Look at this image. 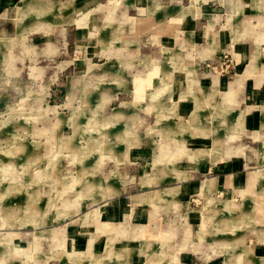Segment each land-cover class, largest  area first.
Instances as JSON below:
<instances>
[{
    "label": "crops",
    "instance_id": "0c3cea01",
    "mask_svg": "<svg viewBox=\"0 0 264 264\" xmlns=\"http://www.w3.org/2000/svg\"><path fill=\"white\" fill-rule=\"evenodd\" d=\"M47 2L51 9V18L39 21L41 24L34 23L32 27L47 33H56L46 37L49 41L46 43V50L42 52L46 55H58L54 70L56 78L63 83L62 96L80 94L81 103L90 102L92 89L85 88V93H79L76 87L82 80V71L85 70L84 75H89L90 79H100L110 84L115 81L122 85L131 80L134 83L132 91L135 92L136 103L143 101L145 94L151 97L142 116L132 115L126 107L113 106L110 103L114 94L129 95L131 92L128 88L119 87L113 90L108 86H97L95 90H99V98L96 103L105 116H89L85 119L90 125L89 134H86L88 144L95 147L100 156L105 154L106 157V154L114 152L117 157L109 159L117 160V165H121L120 169L123 171L128 172L129 166L136 169L131 164L146 165L148 162L143 164L142 160L149 158H152V167L157 166V170L150 176L142 169L139 190L128 195L123 193L122 187L113 186L111 183L102 186L100 179V182H96L98 189L94 190V194L84 195L86 199L82 203H62V210L52 219L59 216L65 218L67 215L71 219L49 231L51 252L54 249L55 255L65 253L69 258L67 264L71 257L75 261L77 254H87L88 259L94 255H105L101 264H124L132 261L138 264H176L180 260L178 253L187 244L184 242L176 247L175 234L172 233L178 227L168 223L167 227L161 228V215L163 211L170 212L176 206L191 207L196 199L202 202L201 207L204 208L212 203L210 230L216 231L217 235L223 231L220 226L227 223L222 220L225 219L223 216L227 215L234 222H244V216L254 208L252 202L255 194L258 195V219L264 222V0ZM18 15L17 10L10 5V0H0V47L3 43L5 49L7 48L0 60L6 62L9 72H14L16 60L21 59V56L13 52L16 37L12 33H17L24 25ZM170 27H174L179 35L162 38V43L168 42L167 45L164 44L168 51L162 50L163 44H159L162 50L160 56L147 57L151 66L149 70H142L136 65L141 58L136 54L144 44L141 36L145 31L157 36ZM171 43L172 48L169 46ZM224 47L230 52L232 63L222 61V56L218 55ZM164 50L167 53H163ZM210 60L216 71L206 74V68L201 65ZM230 70L233 72L228 73ZM124 72L129 76H125ZM159 72L162 74L158 78V81L161 80L160 88L154 86L155 89H152L149 85ZM46 94H53L52 87ZM163 94H166V99L160 97ZM122 102L129 103L128 100ZM78 109L86 110L82 105L76 110ZM150 115L151 123L148 121ZM129 117L133 123L127 119ZM133 118L143 120L142 131V127L138 128L139 132L138 129L136 131V121ZM123 121L128 124L124 129L121 128ZM80 122L79 124H83L84 121ZM108 123L110 126L114 125V132L113 129L110 132L106 130L107 134L120 137H107L105 134L106 138L101 139L103 127L108 126ZM209 123L210 129L205 134L201 129ZM72 124L76 128L78 123L73 121ZM153 135L159 138H154ZM198 136L210 139L211 144L207 148L214 147V138L217 137V150L223 153V158L212 161V155L197 156L196 151L199 149L190 148L192 151L187 152L188 149H185V154L187 160L197 161L194 169L175 166L180 159L176 146H185L193 141L201 142L192 139ZM162 137L163 140L165 137L168 139L159 142L156 148L158 139ZM107 138L109 142L105 141ZM111 142L116 143L115 151L108 149ZM231 142L234 145H226ZM66 145L64 142V146ZM82 149L84 148L80 152H84ZM101 158L102 156L99 159ZM98 162L100 160L94 163L95 166ZM83 169H86L85 164L81 167ZM106 169L105 176L117 171L114 166ZM196 172H203V177L194 181L198 175ZM162 178L168 182L171 179L173 181L161 188L159 185ZM146 180L149 181L147 184ZM92 185L91 179L84 181L79 191H93ZM194 194L198 197H192ZM161 202H165L166 206ZM74 204L77 205L73 206ZM79 208L85 211L77 216L75 211ZM228 210H234L233 214ZM215 214L223 218L214 219ZM131 220L136 223L130 222ZM240 223L239 228L242 227ZM203 225L204 222L199 228L205 232ZM189 230L187 226L184 233L187 234ZM258 232L259 237L264 238V226ZM45 233L47 232L43 230L40 234H34V237H46ZM77 235L85 236L79 239ZM18 236L19 231L16 230L6 232L5 239L0 234V244H4L8 259L13 254L18 256L23 250L15 247ZM67 238L69 242L66 248ZM138 238L140 241L136 249L146 251L144 258L130 254L133 252L130 245ZM158 240L160 245L156 247ZM245 240L249 243L241 254L242 258L247 259L246 264H257L258 260L264 264V256L256 255L252 249H264L263 246H257L260 244L257 235L252 239L251 234ZM252 240H256L253 247ZM101 241L105 242L103 252H93ZM148 242L152 246L149 249L145 248ZM116 243L120 247L118 254H115ZM34 244L33 242L35 249H38V244ZM125 244L129 254L123 251ZM59 245L65 249L59 250ZM40 255L41 258L30 264L49 263L47 254ZM6 257L3 260L0 258V264ZM9 264H16V261L13 260L12 263L9 259ZM230 264L236 263L230 261Z\"/></svg>",
    "mask_w": 264,
    "mask_h": 264
},
{
    "label": "rangeland",
    "instance_id": "374dc122",
    "mask_svg": "<svg viewBox=\"0 0 264 264\" xmlns=\"http://www.w3.org/2000/svg\"><path fill=\"white\" fill-rule=\"evenodd\" d=\"M188 1L193 2L194 0ZM184 2H187V0H184ZM47 3V0H10V5L17 10L20 21L24 24L17 33H12V36L14 35L16 37L13 52L23 59L16 60V69L14 68V72L7 71L6 62L0 60V234L2 239H5L4 235L6 232L10 230L19 231L15 247L23 250L19 253L20 257L19 255L13 254L11 255L12 258H9L12 263L13 260L14 262L16 261V264H30L41 258L40 254H47L46 256H48L50 260L48 264H67L69 258L65 253L55 255L53 254L54 249L51 252L52 244H50L51 239L49 236V231H51V229L63 225L66 221L71 219L69 215L65 218L64 216H59L52 219L58 211L62 210V203H82V201L86 199L84 195L87 193H95L94 190L98 189L96 182H98V180L100 182V179L102 186L105 183H111L113 186L122 187L124 190L123 193L128 195L139 190L140 171L142 169L145 170L147 176L152 175L154 171L157 170L156 165L152 167V158H149L142 160L143 164H146V161L148 164L143 166L131 164L134 165L136 169L129 166L130 169L128 172L123 171L122 168L120 169L121 165H117V160H111L117 157L114 152L113 154L111 152L110 154H106V157L105 154L101 155V160L99 159L101 156L98 150H95V147H91L90 144H88L86 134H89L90 125L89 121H85V119H88L89 116H105L96 103L99 98V90H95L97 86H108L113 90L119 87H123V89L128 88L129 92H131L129 95L116 96L114 94L110 103L113 106L126 107L128 112L132 115L142 116L144 113L143 109L145 105L149 103L148 101L151 100V97L145 94L144 100L136 103L137 101L134 99L135 92L132 91L134 90V83L131 80L122 85L115 81L110 84L100 79H90L89 75H84V72L86 73L85 70L82 71V80L76 87L79 93H85V88L92 89L91 92H93V95L91 96V100H89L90 102L86 101L85 103H81L80 94L62 96L61 90L63 89V83H60L59 79L56 78L54 70L56 69V62H58V55H46V53L42 52L46 50L45 46L49 41L46 37L48 35L54 36L56 33H47L46 31L33 29L32 27L34 23L51 18V11H49L50 8ZM40 22L39 24H41ZM179 26L181 29H184L181 24H179ZM175 30L174 27H170L168 30H162L160 35L157 36L150 31H145L144 35L141 36L144 44L142 48L138 49L139 51L136 54L137 57L141 58L136 65L144 71L149 70L151 64L147 61V57H159L163 49L168 51V49L164 47L168 42H166V44L162 43V38L164 39L165 36L171 37V35L174 34L179 35V32ZM161 43L163 44L161 46L162 50L159 46ZM169 46L172 48V43ZM5 50H7V48L5 49V45L2 43L0 47V56ZM165 50L163 53H167ZM218 55L222 56V61L231 62L232 56L227 48L224 47V49H220ZM262 61L264 62V56H262ZM201 67L206 68V74L216 71V67L211 60L205 62ZM231 72L233 71L230 70L228 73ZM123 74L129 76L127 72ZM160 76L162 77V74L160 72L157 73L149 87H152V89H155V87L160 88L161 80L158 81ZM222 85H224V83H222ZM167 86L169 87L170 85ZM50 87H52L53 94L49 96L46 93ZM154 91L155 90H153V92ZM160 97L166 99V94ZM123 100H128L129 103L123 104ZM80 104L86 108V110H76L81 106ZM196 114H198L197 111ZM151 116L152 115L148 117L149 123H151ZM127 119L133 123L131 117ZM81 120L84 121L83 124H79ZM95 120L96 118L94 122ZM73 121L78 123L76 128H74L72 124ZM133 121H136L134 123L136 131L139 127H142V119L134 120L133 118ZM144 122L146 124L147 119ZM121 124V128L123 129L128 125L126 121H123ZM113 126H110V123H108V126L103 127L104 130L101 134V139L106 138V135L107 137H120V135L107 134L106 130L110 132ZM209 129L210 123L205 125L201 130L205 131V134H208L206 132ZM142 130L143 127L140 131ZM164 136H167V134ZM153 137L156 138L157 135H153ZM168 137H165L166 139L164 140H167ZM94 138H96V136ZM157 138H159V136ZM243 138L248 139V137ZM192 139H198L202 143L193 141V143H188L185 146L177 145L176 151L180 159L175 163V166L181 169H194L197 165V161L187 160L188 157L185 154V149H188L186 150L187 152L192 151L190 148L199 149L196 151L197 156L212 155V161H218L223 158V153L217 150V144L219 142L217 137L214 138L213 148H207L211 144L209 138L198 136V138L192 137ZM164 140L163 137L160 140L158 139V144L155 141L157 144L156 148ZM105 141L109 142V139L107 138ZM64 142L67 143L66 146H64ZM110 145L108 149L110 148L111 151H115L116 143L111 142ZM226 145H234V143L231 142ZM82 147L84 148L82 149L84 152H80ZM199 147L206 148L200 149ZM147 151L146 149V152ZM149 152L151 153L152 150H149ZM96 155H99V157H96ZM98 160H100V162L95 166L94 163ZM83 164L86 165V169L81 170ZM108 166L109 168L114 166L117 171L111 172L109 175L105 176ZM196 173H198V175L196 174L197 176L193 179L194 181L200 180V178L203 177V172ZM56 178H58V181ZM90 179L93 182V191L81 193L79 191L81 183ZM95 179H97V181H95ZM172 181L171 179L169 182ZM148 182L147 180L145 181L146 184ZM169 182L165 178H162L159 186L164 188ZM192 197H198V195L194 194ZM252 203H254V208H252L251 213L244 216V222L242 223L228 219L226 217L227 215L223 216L225 219H222L223 217L215 214V216H213L214 219H222L227 222L224 226H220L223 231H221L219 235L216 234V231L210 230V223L212 222L211 215L213 213V209L211 208L212 203H208L204 208L201 207L202 202L196 199L191 204V207L183 206L179 208L176 206V208L170 212L163 211L161 215V228L167 227L168 223L178 227L176 232L172 233L173 235L175 234L174 243L176 247L183 245L184 242L187 244V247L181 249L178 253L177 256L180 255V260L176 264H230V261L236 264H246L247 259L245 257L242 258L241 254L247 247V243H249L245 238L252 234L253 239L257 235L258 242H260L257 246L260 245L264 247V238L259 237L258 232L261 227L264 226V222L258 219L257 194L254 195ZM161 204L166 206L165 202H161ZM76 205L77 204H74L73 206ZM71 208L72 207H70V209ZM84 211L85 209L79 208L75 211V214L79 216ZM228 211L230 214L234 212V210ZM91 216L94 215L92 214ZM230 217L231 216H229V218ZM130 222L136 223V221L133 220ZM203 222L205 232L204 230L201 231L199 228ZM238 223H240L242 227L239 228ZM187 226H189L190 230L185 234L184 231ZM43 230L47 232L44 234L46 237H34V234H40ZM208 231H211V233ZM131 233L133 234V229ZM68 235L70 236L71 232ZM84 236L85 235H77L79 239H83ZM238 236H240V238H238ZM159 239H161V237ZM7 240L9 241L8 238ZM66 240L67 248L69 239L67 238ZM139 241L138 238V240L132 242L130 249H133V252H130V254L134 257L139 256L144 258L147 255L146 251L136 249ZM33 242L38 244V249H35ZM252 242L253 247L256 240H252ZM104 243V241H101L98 246L93 249V252H103ZM150 244L151 242L145 244V248H151L152 246ZM158 245H160V240L157 241L156 247H158ZM3 246L4 244H0V258L2 260L6 257V251H4ZM125 247L126 244L124 245L125 250L123 251L129 254L128 247ZM119 248L118 243H116L115 254L119 253ZM58 249L64 250L65 247L63 249V247L59 245ZM252 249L256 255L264 256V249ZM75 256H77L76 262L71 257L69 264H85L88 263V260V264H101L105 259V255H94L89 259L87 254H77ZM237 256L241 258H237ZM113 257L115 259L118 258V256ZM9 259L6 257V260L4 262L2 261V264H9ZM124 264L138 263L132 261ZM257 264H261L259 260Z\"/></svg>",
    "mask_w": 264,
    "mask_h": 264
}]
</instances>
